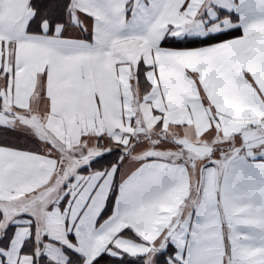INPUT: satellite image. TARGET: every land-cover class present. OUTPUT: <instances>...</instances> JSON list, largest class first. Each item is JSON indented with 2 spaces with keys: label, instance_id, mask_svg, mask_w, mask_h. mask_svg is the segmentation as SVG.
<instances>
[{
  "label": "snow or ice",
  "instance_id": "1",
  "mask_svg": "<svg viewBox=\"0 0 264 264\" xmlns=\"http://www.w3.org/2000/svg\"><path fill=\"white\" fill-rule=\"evenodd\" d=\"M141 25L163 31L161 47L212 46L201 51L219 60L216 45L246 42L264 27V0H0V264H264V228L241 236L219 219L251 175V161L264 175V120L217 139L222 121L199 74L188 73L212 112L202 139L213 146L205 153H192L162 118L134 132L106 126L81 135L106 151L69 147L55 130L62 109L48 86L58 74L73 75L65 55L91 54ZM28 64L40 70L25 112L9 93ZM154 67L143 58L138 64L137 81L147 89ZM212 73L225 74L220 67ZM95 99L99 106V93ZM185 176L188 192L175 215L145 238L139 221L171 202Z\"/></svg>",
  "mask_w": 264,
  "mask_h": 264
},
{
  "label": "crops",
  "instance_id": "2",
  "mask_svg": "<svg viewBox=\"0 0 264 264\" xmlns=\"http://www.w3.org/2000/svg\"><path fill=\"white\" fill-rule=\"evenodd\" d=\"M162 35L163 31L153 35L146 25H141L124 30L91 54L68 52L65 55L66 70L73 75L66 78L58 74L55 83L49 80L48 87L53 105L60 104L62 109L54 128L69 147H83L90 143L91 151H106L98 148L91 137L82 142L81 135L103 132L106 126L109 131L120 127L123 131L134 132L145 122L155 124L162 118L164 128L178 136L183 133L181 138L192 153L210 151L213 146L209 143L211 138L202 139V134L212 126L209 121L212 112L210 106L202 103L196 78L189 72L199 74L207 100L215 105L216 115L220 116L222 124H218L217 129L224 132V137L217 133V139L227 138L249 122L264 120V27L258 28L257 34L246 42L226 41L223 45H216L215 48L222 52L219 60L201 51L203 47L212 46L161 47L159 38ZM142 58L144 63L155 66L147 74L150 89L137 81L138 64ZM217 67L225 74H210V70ZM39 70L36 64L26 65L23 75L18 74L15 93H9L10 103L20 104L25 112L30 99L37 95L39 81L36 73ZM246 74L251 75V80ZM96 93H99V106ZM153 108L160 109L162 116L154 115ZM133 116L136 117L134 126L130 123ZM113 139L120 140L121 137L114 136ZM123 139L127 140V137ZM250 163L253 166L251 175L233 199L226 201V210H221L219 218L225 221V231H228L227 223L230 222L241 236L264 228L253 220L264 218V175L259 174L256 161ZM191 179L195 186V176ZM212 186L210 181V188ZM187 192L188 177L185 176L182 190L173 196L171 202L162 203L154 215L139 221L140 230L147 231L145 238L154 239L158 229L168 225L177 204ZM250 202L262 209L253 208Z\"/></svg>",
  "mask_w": 264,
  "mask_h": 264
},
{
  "label": "rangeland",
  "instance_id": "3",
  "mask_svg": "<svg viewBox=\"0 0 264 264\" xmlns=\"http://www.w3.org/2000/svg\"><path fill=\"white\" fill-rule=\"evenodd\" d=\"M180 48H182V47H180ZM203 153V152H202ZM250 204L251 205H253L252 207L253 208H255V209H258V210H260V209H262L261 207H259V206H255L256 204H253L252 202H250ZM258 205V204H257ZM253 208H251L252 210H253ZM260 208V209H259ZM254 220V222H256L257 224H259V225H264V218H258V219H253Z\"/></svg>",
  "mask_w": 264,
  "mask_h": 264
},
{
  "label": "trees",
  "instance_id": "4",
  "mask_svg": "<svg viewBox=\"0 0 264 264\" xmlns=\"http://www.w3.org/2000/svg\"><path fill=\"white\" fill-rule=\"evenodd\" d=\"M165 46H169V45H165Z\"/></svg>",
  "mask_w": 264,
  "mask_h": 264
}]
</instances>
